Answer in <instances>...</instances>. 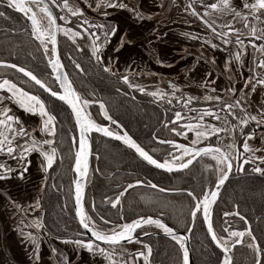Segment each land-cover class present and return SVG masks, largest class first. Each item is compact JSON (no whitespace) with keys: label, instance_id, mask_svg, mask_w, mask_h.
Wrapping results in <instances>:
<instances>
[{"label":"snow or ice","instance_id":"snow-or-ice-1","mask_svg":"<svg viewBox=\"0 0 264 264\" xmlns=\"http://www.w3.org/2000/svg\"><path fill=\"white\" fill-rule=\"evenodd\" d=\"M52 3L56 4L57 7L62 6L72 17L83 18L82 23L79 25L83 32L74 31L72 28L58 24L57 16L53 14L52 8L45 0H0V6L13 9L22 14L26 21L29 22L30 35L43 47V54L49 57L47 64L51 68L50 75L55 76L53 83L58 82L59 89L54 90L31 70L18 66L16 63L0 60V66L12 68L22 73L52 97L66 103L75 116V127L79 129L77 151L74 156V172L77 177L73 181L76 201L75 214L79 219L80 226L91 235L87 240L75 239L65 242H71L77 247L86 249L93 256H100L102 260L107 261V264H128L125 260H116L117 249H119L121 255L128 256L131 264H136L137 258H142L143 264H151L150 258L153 254V248L150 243H146L140 238V234L148 236L150 235L148 229L154 227L170 237L178 246L181 264H190V251L187 247L188 237L181 235L176 228L169 226L162 218H154L151 215L139 216L124 223H117L114 227L105 228L98 225L93 217L85 211L83 204L84 180L87 178L89 169L91 133L96 132L101 133L104 137L122 141L129 149H133L148 165L169 173L189 169L194 161L198 162V158L199 161H203L205 157H208L211 161H214V164L207 163L204 165L205 169L211 170L210 175L214 176L208 189H202L200 194H195L193 191L187 192L188 197L194 202L190 207L191 222L194 225L202 213L201 222L206 225L207 235L210 236L211 243L221 252L219 264H235L234 250L236 246L245 244V238H247V248L251 249L254 254V264H264V245L257 242V237L249 226L247 217L239 211V205H236V211L225 212L224 215H231L234 218L238 217L239 221L245 225L243 230L224 228L223 233H226V235L218 234L214 229L212 220V206L217 202L221 187L225 185L226 181H229L234 169L236 173H241L245 171V165H250L252 173L264 177V155H257L258 152H264V148H257L250 143L256 137V128L264 131V107L260 108L256 114H252L246 105V95L243 94V89L240 90L242 93L241 99H237L232 103L225 102L221 95L214 97L211 95L204 96L203 99L205 101L215 100L219 108H189V112L195 113V115L187 117L189 122L183 124H180V122L186 118L181 111H176L174 117L165 124V127H168V124L172 125L170 131L175 136L188 138V134L193 133L194 136L191 138L190 144L177 143L174 139H161L159 140L160 144L169 145L176 151L173 152L166 149L167 156L163 161L154 158L127 131H113L110 126L97 123L91 117V114L85 111L87 106L94 103L99 104V112L107 121L111 122V125H115L117 129L122 128V125L109 115L103 101L83 98L73 88L68 74L62 73L64 66L57 54L58 33H63L64 36L73 40L74 43L76 37L84 39L91 37L92 56L98 62L103 63L104 57L101 54V50L106 42H110L109 37L116 34L117 27L91 23L89 19L84 18V10L81 7L70 5L69 0H63L62 5L57 4V0H52ZM201 4L206 10L231 17L227 22L220 24L218 26L220 30L217 31L215 20L200 16L192 4L187 5L186 10L190 8L192 15L199 17L206 29L210 31L212 40H205V43L209 44L213 49H218L221 45L224 46V50H228L229 46L235 47V51L230 52L229 58L225 62L226 69L231 61H235L240 68H244L246 66L245 57L249 54V47L253 51L260 52L261 58L257 60L253 57L252 64L254 67H249V71L253 75H250L245 81V87L250 84L251 91L254 92L258 85L264 86V43L257 44V41H264V0H241L240 7L236 6L234 0H217V2L211 3H205L204 0H201ZM94 6L97 10L107 8L129 9V5L124 0H94ZM129 10L138 18H143L135 8H130ZM101 14L107 16L108 13L107 11H102ZM210 14V12L205 13L206 16ZM0 18L9 19L5 11H0ZM59 19L68 23L66 16H59ZM237 20L243 24V29L246 32L234 26ZM93 28L97 29V31H91ZM192 39H199V37L192 36ZM213 40H218L220 43L212 42ZM49 42L51 44L50 49L48 47ZM72 63L76 69L83 71L82 66L75 60ZM109 64L110 61L104 64V72L111 71ZM119 78L127 84L129 89H134L140 93L146 92L145 87L133 83L128 75H121ZM171 88L172 94L179 91L175 84H172ZM0 91L3 92V95H0V155L16 160L21 165V170L17 171L7 163H0V180L10 179L14 171H16L18 178L23 179L24 173L28 170L27 164L30 163L27 157L32 153H37L42 157L41 167L47 172L53 168L58 151L54 140L57 132V116L46 106L45 101L39 95L18 86L12 79L3 78L0 80ZM212 91L215 92L216 89L213 88ZM224 91L235 94L236 89L226 88ZM147 94L153 98L162 99L169 93L156 89L147 92ZM180 99L183 100V106L188 107L193 101H199L200 98L189 95L187 98L181 96ZM9 103L18 106L24 113L38 115L40 127L30 129L19 116L15 115L8 106ZM171 103L172 101L169 100V104ZM221 112L224 113L223 116H221ZM205 117H210L218 123H209L205 120ZM251 123H255L256 128L246 131L247 126ZM178 124L180 125L179 127H177ZM37 131L41 134L39 137L34 135ZM237 132L243 140L242 144L239 145ZM221 133L224 136H221ZM212 138L215 139V143L209 142L201 146L202 142L211 141ZM135 183L140 184L142 181L137 179ZM148 184L152 188L157 187L151 181H148ZM132 187L133 184H128L127 188L120 191L114 198L105 197V200L113 208H116L121 202V197ZM160 190L165 191L163 188ZM36 207H39L38 202ZM162 216L163 213H161ZM100 220L103 221L104 225L111 223L110 220L105 219L103 216L100 217ZM36 227H41L39 222L36 223ZM138 229L140 230L139 232H137ZM185 230L190 233L192 228L186 226ZM24 235L32 243H37V237L33 233L28 232L24 233ZM133 243L141 246L135 254L129 253L126 247ZM52 251L55 252L56 249Z\"/></svg>","mask_w":264,"mask_h":264},{"label":"trees","instance_id":"trees-1","mask_svg":"<svg viewBox=\"0 0 264 264\" xmlns=\"http://www.w3.org/2000/svg\"><path fill=\"white\" fill-rule=\"evenodd\" d=\"M0 11H5L6 16L9 17V19L0 18V60L16 63L31 70L57 90L58 86L53 83L54 79L50 75L51 70L42 49L30 35V26L25 17L4 6H0ZM84 40L89 42L90 47L85 44V41H80L81 49H78L66 37L61 39L62 58L74 86L83 98L103 101L109 113L125 127L137 131L143 129L139 140L142 144H147L148 138L152 139L150 131L161 124L165 113L158 108L140 107L135 102L127 101L124 97L126 93L135 90L129 89L127 84L119 78L120 73L104 72L102 63L92 56L90 39ZM73 60L82 66L83 71L75 68ZM0 77L24 83L32 88V91H36L45 101L46 106L57 116L55 145L58 151L53 168L46 172V184L42 197V228L50 236L59 239L79 238L81 234L73 210V137H77L73 116L64 104L49 96L14 69L0 67ZM117 85H122L128 92L120 87L117 88ZM91 109H93L90 110L92 117L101 122L99 104H92ZM173 114L174 111H171L168 120L173 118ZM94 151L99 157L94 158L97 171L93 176L86 200L91 216L95 214L94 211H97L105 218L111 217L119 221L122 215L127 220H131L139 216L163 212L173 224L188 227L191 223L190 207L194 202L188 197L186 189L198 188L201 185L198 183V176L203 175L202 171L195 168L188 174L175 176L166 174L148 165L133 150L110 139L96 138ZM250 168V165H246L245 171L239 173L240 177L231 180L225 187L215 208L213 224L217 231L223 233L221 211L239 205V211L252 223L258 242L264 245V177L252 173ZM135 175L139 178L146 175L158 186L180 190V192L165 193L150 187H135L128 191L124 211L113 210L107 206L105 197L112 198L116 191L112 183L120 184L126 178L134 180ZM92 198L95 201L94 210L90 206ZM201 221L199 219L195 225V239L209 242L205 226ZM170 246L167 243H161L160 250H172L173 252H168L166 255L171 258L177 256L181 264L179 256L175 255L177 248L170 249ZM253 255L250 251L242 252L239 256L245 264H252ZM196 261L197 264H216L218 258L216 260L213 254L205 256L200 252L196 254Z\"/></svg>","mask_w":264,"mask_h":264},{"label":"crops","instance_id":"crops-1","mask_svg":"<svg viewBox=\"0 0 264 264\" xmlns=\"http://www.w3.org/2000/svg\"><path fill=\"white\" fill-rule=\"evenodd\" d=\"M77 1L78 3L72 0V3L88 13L85 17L91 23L117 27L116 34L109 37L110 42H106L101 50L104 57L102 65L110 61L111 72L128 75L133 83L145 87L144 94L156 89L169 93L165 96L167 100L182 106L180 110L173 107L174 113L181 111L186 118L180 124L189 122L187 117L195 115L189 112V108H219L215 100L203 99L207 95H221L225 102L232 103L241 99L240 90L243 89L246 105L252 114L264 107V86L258 85L254 92L251 91L250 84L245 87V81L253 75L249 71V67H254L253 57L258 60L261 53L249 47L244 68L231 61L226 69L225 62L230 52L235 51V47L229 46L228 50H224L221 45L220 48L213 49L205 43V40H212L210 31L197 16L192 15L190 8L186 10V6L192 4L206 19L215 20L217 31L220 30V24L231 19L230 16L206 10L201 0H124L129 9L135 8L141 14L142 19L129 9L97 10L94 0ZM211 2L217 0L206 3ZM234 2L237 7L241 6V0ZM102 11H107V16L102 15ZM206 12L211 14L206 16ZM234 26L244 30L239 20ZM92 31L96 32L97 29L93 28ZM192 36L199 39H192ZM212 42L220 43L218 40ZM259 43L264 41H257ZM172 84L179 89L174 94ZM17 85L21 86L19 83ZM213 88L216 89L215 92L212 91ZM226 88L236 89L235 94L224 91ZM31 92L35 94L34 91ZM0 95H3L2 91ZM189 95L200 99L184 107L180 97L187 98ZM8 106L30 129L40 127L38 115L24 113L12 103ZM220 114L224 115L223 112ZM205 120L218 123L210 117H205ZM253 128H256L255 123L247 126L246 131ZM37 133L41 135L38 131L34 135ZM220 135L224 136L223 133ZM236 135L242 144L239 133ZM193 136V133H189L188 138L182 137L190 143ZM250 143L257 148H264V131L256 128V137ZM257 155H264V152H258ZM27 159L30 163L27 164L28 170L23 179L18 178L14 171L10 179L0 180V264H106L86 249L65 242L72 240L45 239L41 227L37 228L36 223H42L40 203L46 172L41 167L42 157L39 154L32 153ZM0 163H7L17 171L21 170V165L16 160L2 155ZM37 202L39 207H36ZM28 232L37 237L36 244L24 235ZM51 248L56 251L53 252ZM140 260L141 258H137L136 262L140 263Z\"/></svg>","mask_w":264,"mask_h":264},{"label":"flooded vegetation","instance_id":"flooded-vegetation-1","mask_svg":"<svg viewBox=\"0 0 264 264\" xmlns=\"http://www.w3.org/2000/svg\"><path fill=\"white\" fill-rule=\"evenodd\" d=\"M48 2L54 8V10L56 11V13L58 15V18H59V16H61V9H60L61 7H57L56 4H53L52 3V0H48ZM57 4H59V3L57 2ZM11 10H13V9H11ZM60 22H61V20H60ZM28 24H29V22H28ZM29 26H30V24H29ZM80 29L83 31V29L81 27H80ZM61 39H62V36H61ZM89 39H90V37H89ZM90 41H91V39H90ZM91 45H92V42H91ZM60 50H61V44H60ZM122 92H124V91H122ZM148 96L149 97H152L150 95H148ZM124 97H125V99L127 101H130V102H133V103L135 102L140 107H145L146 106V107H152V108H156V109L158 108V109L163 110V112L165 113L164 120L161 122V124H159L158 126H156L155 128H153L150 131L151 132V137H152L153 141H152V139L149 140V138H148V140H147L148 143L147 144H142V141L139 140L140 135H142L141 132H142L143 129L137 131V130H134L132 128L131 129L130 128H127V127L124 126L123 123H121L120 121H118L115 117H113L109 113V115H111L113 117V119L117 120L124 127V129L129 133V135H131L141 146H143L147 151H149V153L152 154L155 158H158L161 161H163V159L166 158V156H167V152L165 151L166 149L168 151H173V152L176 151V150H173L171 148V146H169V145L160 144L159 143V139H174L175 141L180 142V143L190 144L182 136H175V134L170 131V128L172 127L171 124H168V127H165V124L168 122V115H170V112L173 111L174 105L172 103L169 104V101H167V103H166L167 105H164V104H162L159 101L154 100V99L140 98V97L134 96L130 92L129 93H126V96H124ZM90 110H93V109L90 108ZM100 115L102 116V119H103L101 121V123L110 126L113 131H120V132H122V130L121 129H117L115 125H111V122L110 121H107L103 117L102 114H100ZM96 138H99V137H95L94 138V144H95ZM101 139H104V138H101ZM142 139H144V138H142ZM212 140L211 141L202 142L201 146L204 145V144H206V143H209V142L215 143V139H212ZM94 144H93V158H92V165H91V172H90V179H89V188L92 185V180H93V176L95 174V171H97V165L94 162V158L95 157L97 158L98 157V154L94 151ZM239 144H241L240 143V140L238 141V145ZM74 154H75V152H74ZM207 163H213L214 164L215 162L214 161H211L210 158L205 157L203 161H199V159H198V162L196 161L189 169H186V170H184L182 172H177V173H172V174L166 173V172H164V173L169 174V175H172V176H175V175H178V174H185V173L188 174L193 169L198 168V170L202 171V174H203L201 176H198V183H200L201 185L198 186V188L191 187L190 189H186V191L187 192L188 191H193L195 194H200L202 189H204V190H207L208 189V187L211 185V181L214 179V176H211L210 175V171L211 170L204 168V165L207 164ZM134 177H135L134 180H131V179L126 178L120 184L112 183V187L116 190L114 192L112 198H114L120 191H123L125 188H127V185L128 184H133V187L132 188H135V187H150L149 184H148V181H151L153 184H156L152 180H150L146 175L143 176V178H139L138 175H135ZM239 177H240L239 173H236L235 172V169H234L233 170V173H232V175H231V177L229 179V181L227 182V184L231 180L237 179ZM137 179H139L140 181H142V183L136 184L135 182H136ZM227 184H226V186H227ZM89 188H88V190H89ZM132 188L128 189L127 192H125V195L123 197H121L120 204L116 208H113L112 205L106 201L107 206H109L113 210L114 209H118L121 212L124 211V209L126 208V199H127L128 191L131 190ZM150 188H152V187H150ZM160 188H163V187H160ZM153 189H155V188H153ZM163 189H166V190H169V191H177V192H180V190H172V189H167V188H163ZM224 189H223V191H224ZM88 190H87V193H88ZM156 190H158V189H156ZM223 191H222V193H223ZM161 192H163V191H161ZM165 193H170V192H165ZM171 193H174V192H171ZM222 193L220 194V197H219L218 201L216 202V204L214 206V209H213V217H214L215 208H216V206H217V204H218V202H219V200L221 198ZM112 198H110V199H112ZM86 200H87V197H86ZM90 206H91V208L93 210L95 209V201H94L93 198H92V200L90 202ZM86 208H87V212L89 214L87 205H86ZM234 211H236V205L233 208H228L226 210L221 211V216L223 217V224H222V228L223 229L224 228H233L235 230H243V228L245 227V225H243V222L239 221V218L238 217H235L234 218L231 215L230 216H225L224 215L225 212H234ZM94 213L95 214L92 216L93 219H94V221L98 225H101V226H103L105 228H111V227H114L117 223H124V222L130 221V220H127L123 215L121 216V217H123V219L120 218L119 221H117L115 219H112L111 217H106L105 218V216H103L102 214H100L97 211L96 212L94 211ZM161 213H163V212H157L156 214H149V215H151L153 217H160V218H162L165 222L171 224L174 228H176L180 232H184V233L187 232L185 230V226H178V225L173 224L172 222H170L166 218L165 213H163V216L161 217ZM101 216H103L105 219L110 220L111 223H109L107 225H104L103 224V221L100 220V217ZM143 216H148V215H143ZM213 217H212V220H213ZM136 218H138V217H136ZM136 218H133V219H136ZM199 219L202 220V213L200 214V216L195 221V225H196V223H197V221ZM248 221H249V219H248ZM191 224H192V222L188 225V227H191ZM195 225H194L193 231L191 233V244H192L193 251L196 252V253L202 252L205 256L208 255V254H213L215 256L216 260L218 258V262L216 264H219V259L221 258V252L215 247V245L213 243H211L210 236H208L209 237V242H204V241H202L200 239H197V240L195 239V235H194ZM249 226L253 230V226H252V223L250 221H249ZM214 229L216 230L215 227H214ZM205 230H206V228H205ZM148 231L149 232H155V233H163L162 231L157 230L154 227L153 228H149ZM217 233L218 234H224V235H226V233H222V232H219V231H217ZM142 240H144L146 243H150L151 246H152V248H153V254H152V257L150 258L151 259V264H179V261H178V257L177 256H176L177 257V260H176V257L175 258H173V257L171 258L169 255H166V253H168V252H170V253L173 252L172 250H163V251L160 250L161 243H167L168 245H171L170 246L171 248L169 247L170 249H172L173 247L174 248L176 247L177 249L176 248L175 249H176L177 253H175V255H178L179 256V260H180V253L178 251V246L170 238H168V237H166L164 235L158 234V235H153V236H148V237L142 238ZM246 242H247V238H245V244L244 245H238V246H236V248L234 250V252H235V255H234L235 264H245L243 261H241V257L239 256L240 253H242V252L243 253H249L250 251L252 252L251 249L247 248ZM257 242H258V240H257ZM126 247L128 249V252L129 253H132V254H135V252L141 248L140 245L134 244V243L131 244V245H127ZM194 259H195V264H197L196 256H194ZM126 260H128V258ZM252 264H254V261H253Z\"/></svg>","mask_w":264,"mask_h":264},{"label":"water","instance_id":"water-1","mask_svg":"<svg viewBox=\"0 0 264 264\" xmlns=\"http://www.w3.org/2000/svg\"><path fill=\"white\" fill-rule=\"evenodd\" d=\"M45 2L46 3H48L49 4V6L52 8V11H53V14L54 15H56L57 16V23L58 24H60L61 25V22H60V20H59V18H58V15H57V13H56V11L54 10V8L50 5V3L48 2V0H45ZM200 14V13H199ZM200 16H202L201 14H200ZM199 18V17H198ZM61 36H62V33H58L57 34V39H58V44H57V54H58V56H59V58H60V61H61V63H62V65L64 66L63 67V69H62V73H67L68 74V72H67V70H66V67H65V64H64V61H63V58H62V55H61V50H60V40H61ZM90 39H91V42H92V38L90 37ZM39 43V42H38ZM48 47H49V49L51 48V44H50V42L48 43ZM41 48H42V50H43V47L41 46ZM45 58H46V61L48 60V58L49 57H46L45 56ZM8 62V61H7ZM8 63H12V62H8ZM18 65V64H17ZM18 66H20V65H18ZM49 66V65H48ZM0 67H2V66H0ZM12 69V68H11ZM27 69V68H26ZM49 69L51 70V68H50V66H49ZM15 70V69H14ZM16 71V70H15ZM19 73V72H18ZM19 74H21L22 76H24L22 73H19ZM25 77V76H24ZM52 77H53V79L55 80V76H53L52 75ZM68 77H69V74H68ZM25 78H27V77H25ZM28 80H29V78H27ZM69 80L72 82V80L70 79V77H69ZM30 81V80H29ZM32 82V81H31ZM33 84H35L34 82H32ZM57 84V86H58V89H59V83L57 82L56 83ZM36 85V84H35ZM72 85H73V88L77 91V93L79 94V92H78V90L76 89V87L74 86V84H73V82H72ZM38 88H40L38 85H36ZM41 89V88H40ZM43 90V89H42ZM44 91V90H43ZM61 91H62V89H61ZM45 92V91H44ZM45 93H47V92H45ZM49 96H51L49 93H47ZM80 95V94H79ZM52 97V96H51ZM52 98H54V99H56V100H58V101H60L58 98H55V97H52ZM62 104H64L68 109H69V111L71 112V108L66 104V103H64V102H62V101H60ZM85 111L86 112H88L89 113V111L87 110V109H85ZM71 114H72V112H71ZM72 116H73V119H74V123H75V116L72 114ZM91 117H92V115H91ZM93 118V117H92ZM94 119V118H93ZM95 120V119H94ZM96 121V120H95ZM97 122V121H96ZM98 123V122H97ZM121 130H122V132L123 131H126L125 129H124V127L122 126V128H120ZM76 130H77V137H73V144H74V152H76L77 151V144H78V139H79V129L78 128H76ZM95 137H99V138H104V139H111V140H115V139H113V138H110V137H104L101 133H96V132H93V133H91V140H90V146H91V153H90V155H89V169H88V174H87V178H86V180H84V197H83V204H84V208H85V211L87 212V208H86V197H87V190H88V188H89V179H90V172H91V165H92V158H93V144H94V138ZM134 139V138H133ZM159 140H161V139H159ZM115 141H117V140H115ZM117 142H119V143H121V144H123L122 143V141H117ZM177 142V141H176ZM177 143H180V142H177ZM124 145V144H123ZM124 146H126V145H124ZM203 146V145H202ZM127 147V146H126ZM131 150H133V149H131ZM134 151V150H133ZM135 152V151H134ZM138 155V154H137ZM139 156V155H138ZM155 158V157H154ZM142 159V158H141ZM199 159V158H198ZM196 161H194V163H195ZM147 163V162H146ZM193 163V164H194ZM151 166V165H150ZM151 167H153V168H155L154 166H151ZM191 167V166H190ZM189 167V168H190ZM156 170H159V171H162V172H166L165 170H162V169H157V168H155ZM72 171H73V173L75 174V172H74V161H73V166H72ZM182 171H184V170H182ZM182 171H179V172H182ZM166 173H169V172H166ZM172 173H177V172H172ZM172 173H170V174H172ZM232 175V174H231ZM231 175H230V177H231ZM77 177H76V175H75V179H76ZM74 179V180H75ZM83 179V178H82ZM227 182L228 181H226V183H225V185L223 186V187H221V189H220V194L222 193V191H223V189L225 188V186H226V184H227ZM156 185V184H155ZM155 189H158V190H160L161 188L159 187V186H157ZM161 191V190H160ZM163 192H177V191H169V190H166L165 189V191H163ZM220 197V196H219ZM219 197H218V199H219ZM218 199H217V201H218ZM216 204V203H215ZM215 204L212 206L213 207V209H214V206H215ZM73 210H74V216H75V219H76V222H77V224H78V226H79V228H80V230H81V235H82V237H84V238H86V239H89V237H90V233H87V231L85 230V229H83L81 226H80V224H79V219H78V217L76 216V201H75V185H74V183H73ZM212 217H213V212H212ZM154 218H157V217H154ZM164 221V220H163ZM165 222V221H164ZM167 223V222H166ZM169 226H171V227H173L171 224H169V223H167ZM194 225H195V223H194ZM194 225L193 224H191V228H192V231H193V228H194ZM205 228H206V225H205ZM41 229H42V227H41ZM139 231V229L137 230V232ZM178 231V230H177ZM192 231L189 233V232H186V233H184V232H180V231H178L181 235H185V236H187L188 237V242H187V247L189 248V251H190V264H195V259H194V251H193V248H192V244H191V233H192ZM158 234H160V235H164V233H155V232H150V235H148V236H153V235H158ZM148 236H144L142 233L140 234V238L142 239V238H145V237H148ZM164 236H166V235H164ZM166 237H168V236H166ZM168 238H170V237H168ZM171 239V238H170ZM219 250V249H218ZM220 251V250H219Z\"/></svg>","mask_w":264,"mask_h":264},{"label":"rangeland","instance_id":"rangeland-1","mask_svg":"<svg viewBox=\"0 0 264 264\" xmlns=\"http://www.w3.org/2000/svg\"><path fill=\"white\" fill-rule=\"evenodd\" d=\"M75 2H77L78 3V1L77 0H74ZM207 1H210V0H204V2L206 3ZM57 2L59 3V4H61L62 5V2H63V0H57ZM69 3H70V5H74L73 3H72V0H69ZM61 16H66L67 17V19H68V23H65V21H63V20H61V24H62V26H64V27H68V28H72L74 31H81V32H83L81 29H80V27H79V25L82 23V19L83 18H77V17H72L71 15H70V13L66 10V9H63L62 8V6H61ZM86 12V11H85ZM87 13V12H86ZM86 13H84V18H86L85 16L88 14H86ZM64 37H66V36H64L63 35V33H62V38H64ZM71 43H73V44H75L76 45V47L78 48V49H81V47H80V44H79V42L80 41H85L84 40V38H81V37H76L75 38V43L73 42V40H71V39H69L68 37H66ZM37 43H38V41H37ZM60 44H61V40H60ZM85 44L88 46V47H90V44H89V42L86 40L85 41ZM38 45H39V43H38ZM40 46V45H39ZM40 48H41V46H40ZM42 49V48H41ZM42 52H43V50H42ZM44 55V54H43ZM62 55V54H61ZM44 57H45V55H44ZM46 59V58H45ZM3 78H1L0 77V80H2ZM22 87H24V88H27L28 90H31L32 91V88H30V87H28V86H26L24 83H19ZM118 87H120V88H122L123 90H125V91H127L128 92V90L127 89H125L122 85H117V88ZM34 91V90H33ZM132 95H134V96H137V97H140V98H148V99H154V100H157V101H159L160 103H162V104H164V105H167L166 103H167V98L166 97H164V98H162V99H158V98H153V97H149V96H145V95H141L140 94V92H138V91H129ZM35 94H37L36 93V91L34 92ZM80 94V93H79ZM38 95V94H37ZM195 104H197L198 105V103H195ZM92 105V104H91ZM91 105H89V106H87L86 107V109L90 112V108H91ZM173 105H174V109L176 110H180L181 108H182V106L180 105V104H178V103H173ZM172 105V106H173ZM171 107V106H170ZM103 120V119H102ZM105 121V120H104ZM98 122V121H97ZM98 123H101V122H98ZM101 124H103V123H101ZM104 125H106V124H104ZM177 127H179V125H177ZM36 136H39L38 135V133H37V135ZM46 138H48V137H46ZM212 139H214V138H212ZM54 140L56 141V136H55V138H54ZM213 141V140H212ZM74 156H75V154H74ZM246 166V165H245ZM72 173H73V171H72ZM73 175H74V179H75V174L73 173ZM45 184H46V182H45ZM45 187V186H44ZM72 187H73V185H72ZM43 191H44V189H43ZM42 197H43V193H42V196H41V203H40V210H41V218H42ZM88 213V212H87ZM41 225H42V223H41ZM77 226H78V224H77ZM42 227V226H41ZM78 229H79V233L81 234V230H80V228H79V226H78ZM42 230V235L45 237V239H47V240H52V239H59V238H56V237H53V236H50L45 230H43V228L41 229ZM42 236V237H43ZM75 239H84V240H87L86 238H84V237H82V235H81V237H79V238H74V239H59V240H75ZM51 250H53L52 248H51ZM196 252H194V256H196ZM100 261H103L104 263H106L107 264V261H104V260H102V258L100 257V256H96ZM120 257V258H119ZM116 260L117 261H120V260H125V261H127L128 262V264H131L130 263V261H129V258H128V256H126V255H121L120 253H119V249H117V255H116ZM128 258V260H126ZM136 264H143V260H142V258H141V260H140V263H138V262H136Z\"/></svg>","mask_w":264,"mask_h":264}]
</instances>
